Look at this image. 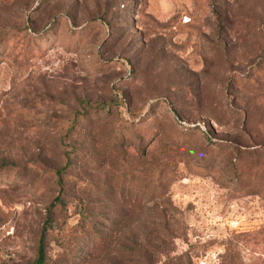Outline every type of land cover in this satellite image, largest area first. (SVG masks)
I'll use <instances>...</instances> for the list:
<instances>
[{"label":"rangeland","instance_id":"obj_1","mask_svg":"<svg viewBox=\"0 0 264 264\" xmlns=\"http://www.w3.org/2000/svg\"><path fill=\"white\" fill-rule=\"evenodd\" d=\"M264 264V0H0V264Z\"/></svg>","mask_w":264,"mask_h":264},{"label":"trees","instance_id":"obj_2","mask_svg":"<svg viewBox=\"0 0 264 264\" xmlns=\"http://www.w3.org/2000/svg\"><path fill=\"white\" fill-rule=\"evenodd\" d=\"M45 230L44 228L40 232L38 247H37V258L33 264H44L45 259V248H44Z\"/></svg>","mask_w":264,"mask_h":264}]
</instances>
